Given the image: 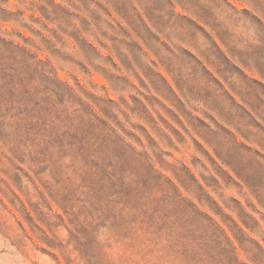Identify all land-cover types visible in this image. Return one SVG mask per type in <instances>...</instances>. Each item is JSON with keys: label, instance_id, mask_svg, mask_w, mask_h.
I'll return each mask as SVG.
<instances>
[{"label": "rangeland", "instance_id": "obj_1", "mask_svg": "<svg viewBox=\"0 0 264 264\" xmlns=\"http://www.w3.org/2000/svg\"><path fill=\"white\" fill-rule=\"evenodd\" d=\"M0 264H264V0H0Z\"/></svg>", "mask_w": 264, "mask_h": 264}, {"label": "crops", "instance_id": "obj_2", "mask_svg": "<svg viewBox=\"0 0 264 264\" xmlns=\"http://www.w3.org/2000/svg\"><path fill=\"white\" fill-rule=\"evenodd\" d=\"M219 26H220V24H219ZM215 30V29H214ZM217 30V29H216ZM215 30V32L213 33V34H215V36H218V38L220 39V41L222 42V44L223 45H225V47H226V45H227V41H226V36L224 35L225 34V32H223V30H217L216 31ZM217 49H216V51H217V53H219V54H223L219 49V45L217 44L216 46H215Z\"/></svg>", "mask_w": 264, "mask_h": 264}]
</instances>
